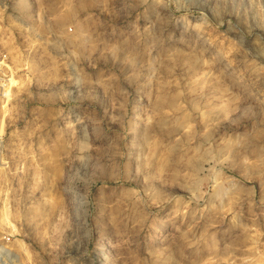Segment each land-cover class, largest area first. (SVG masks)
<instances>
[{
  "label": "rangeland",
  "instance_id": "obj_1",
  "mask_svg": "<svg viewBox=\"0 0 264 264\" xmlns=\"http://www.w3.org/2000/svg\"><path fill=\"white\" fill-rule=\"evenodd\" d=\"M0 62V264H264V0H0Z\"/></svg>",
  "mask_w": 264,
  "mask_h": 264
},
{
  "label": "bare ground",
  "instance_id": "obj_2",
  "mask_svg": "<svg viewBox=\"0 0 264 264\" xmlns=\"http://www.w3.org/2000/svg\"><path fill=\"white\" fill-rule=\"evenodd\" d=\"M0 63H2V62H0ZM12 79H9V81H8V83L7 84H9V83H12ZM4 93H5V96H8L9 95V91H8V89H6L5 91H4ZM3 129H4V126L2 125L1 127H0V132H3ZM200 160V159H199ZM187 164L189 165V166H191V168H193V170H199L200 169V162H196V161H193V160H188L187 161ZM1 249H4V247H1ZM0 249V250H1ZM3 251V250H2ZM6 251V250H5ZM6 254L8 255V259L9 260H15L14 259V255L11 253V252H9V251H7L6 252Z\"/></svg>",
  "mask_w": 264,
  "mask_h": 264
},
{
  "label": "built area",
  "instance_id": "obj_3",
  "mask_svg": "<svg viewBox=\"0 0 264 264\" xmlns=\"http://www.w3.org/2000/svg\"><path fill=\"white\" fill-rule=\"evenodd\" d=\"M2 79V81H0V85L6 83V81ZM4 148H5V141H4V137L2 135H0V163L2 162V157H3V153H4Z\"/></svg>",
  "mask_w": 264,
  "mask_h": 264
}]
</instances>
